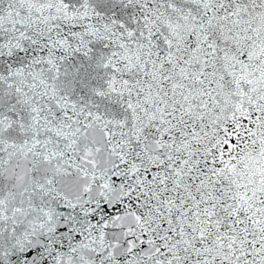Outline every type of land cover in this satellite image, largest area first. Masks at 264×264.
Here are the masks:
<instances>
[{
    "label": "snow or ice",
    "instance_id": "6c2138e0",
    "mask_svg": "<svg viewBox=\"0 0 264 264\" xmlns=\"http://www.w3.org/2000/svg\"><path fill=\"white\" fill-rule=\"evenodd\" d=\"M0 264H264V0H0Z\"/></svg>",
    "mask_w": 264,
    "mask_h": 264
}]
</instances>
